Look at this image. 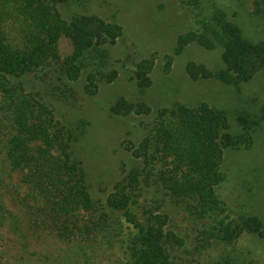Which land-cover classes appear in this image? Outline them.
<instances>
[{
	"label": "trees",
	"instance_id": "obj_1",
	"mask_svg": "<svg viewBox=\"0 0 264 264\" xmlns=\"http://www.w3.org/2000/svg\"><path fill=\"white\" fill-rule=\"evenodd\" d=\"M204 1L227 4L228 10L236 2ZM67 3L0 0V246L27 252L35 245L55 243L60 248L49 255L58 264H211L215 238L231 244L244 227L250 231L257 224L256 217L245 213L227 220L223 213L230 204L220 187L226 179L224 149L254 144L264 107L255 108L262 111L256 119L248 115L237 120L236 129L225 110L207 104L161 109L152 121L143 122L148 129L144 139L126 144L137 163L105 200L94 198L81 161L70 148L77 135L56 115L55 103L33 85L44 83L38 73L54 65L53 70L64 71V79L76 82L83 63L76 65L75 60L90 51L96 55L124 30L95 14L65 18L61 7ZM251 3L250 15L263 31L264 0ZM220 13V28L212 27L214 37L203 34L199 42L214 46L222 31L227 39L225 68L217 77L240 89L264 72V38H244L243 30ZM196 33L192 29L185 35ZM63 35L73 44V52L64 58L59 51ZM99 68L87 73L88 93L96 90V79L105 78L98 79ZM63 90L58 95L69 98ZM137 105L119 98L110 113L129 115L142 110ZM143 109L149 110L145 105ZM179 210L185 218L206 221L195 231L177 228L173 218Z\"/></svg>",
	"mask_w": 264,
	"mask_h": 264
},
{
	"label": "rangeland",
	"instance_id": "obj_2",
	"mask_svg": "<svg viewBox=\"0 0 264 264\" xmlns=\"http://www.w3.org/2000/svg\"><path fill=\"white\" fill-rule=\"evenodd\" d=\"M199 1L83 0L80 4L69 0L62 5L65 18L73 13L95 14L104 21L118 23L124 30L122 37L109 41L96 55L90 51L75 60L76 65L83 63L76 82L64 79V71L58 73L54 65L55 70L38 73L44 83L33 85L55 103L56 115L77 135L70 148L81 161L94 198L105 200L124 172L137 163L126 144L140 143L148 133L143 122L152 121L161 109L179 103L195 107L207 104L211 109L225 110L232 129L237 128V120L248 115L256 119V114H262L255 108L264 107V72L240 89L230 87L218 78L225 68L223 50L227 39L222 38V31L218 30L214 46L199 42L203 34L214 37L212 27L220 28L216 18L220 12L243 30L244 38L253 42L264 38V30L258 29L250 15L251 0H235L229 10L227 4ZM192 29L196 35H185ZM59 51L63 58L73 52L67 36L61 37ZM97 65L98 79L101 75L111 80L96 79L93 83L97 87L91 94L87 92V73ZM140 67L146 69L141 71ZM59 90L67 91L70 97L58 95ZM119 98L141 104L136 107L142 110L112 115L110 109ZM259 129L250 148L224 149L222 169L226 179L220 187L221 196L230 204L223 213L228 215L226 219L245 213L256 217L257 224L250 231L244 227L245 231L231 244L215 238L214 248L209 251L211 264H264V119ZM174 214L175 226L183 230L195 231L206 221L185 218L182 210ZM59 248L51 242L32 246L27 252L0 246V257L4 264H58L49 254Z\"/></svg>",
	"mask_w": 264,
	"mask_h": 264
}]
</instances>
